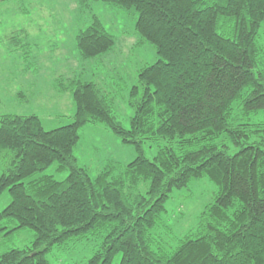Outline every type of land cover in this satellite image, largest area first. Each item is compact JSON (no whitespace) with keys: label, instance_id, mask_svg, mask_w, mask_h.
I'll list each match as a JSON object with an SVG mask.
<instances>
[{"label":"trees","instance_id":"16d2710c","mask_svg":"<svg viewBox=\"0 0 264 264\" xmlns=\"http://www.w3.org/2000/svg\"><path fill=\"white\" fill-rule=\"evenodd\" d=\"M99 1L135 10L136 46L151 43L160 60L142 68L129 91V129L114 116L106 90L78 77L60 83L75 105L69 125L46 130L36 114H0V197L11 196L0 211V237L35 233L30 245L0 252V264H50L55 247L90 236L103 243L87 264H113L118 254L120 264H264V136L255 139L264 122L251 117L264 111V0L80 3ZM115 43L96 16L76 36L82 60ZM88 125L134 146L136 159L111 160L92 179L75 155ZM147 145L158 148L153 159ZM55 163L58 173L68 172L64 181L42 175L25 182ZM204 177L219 189L214 201L168 251L165 205L174 190Z\"/></svg>","mask_w":264,"mask_h":264},{"label":"rangeland","instance_id":"374dc122","mask_svg":"<svg viewBox=\"0 0 264 264\" xmlns=\"http://www.w3.org/2000/svg\"><path fill=\"white\" fill-rule=\"evenodd\" d=\"M94 16L114 36L116 43L107 54L82 60L76 46V35L79 30L90 26ZM137 18L135 10L122 11L101 1L87 7H83L80 0H9L1 3L0 114H36L46 130L69 125L75 112L71 93H63L64 97L56 101L50 100V96L54 93H57L56 97L60 95L62 80L67 85L68 81L78 77L103 84L105 93L113 101L114 116L129 129L134 114L127 104L129 91L136 84L139 71L160 60L151 43L136 46L140 39L135 30ZM23 33L28 35L30 43L38 46L22 50L18 40L22 39ZM25 90L30 91L27 101L17 96L18 91ZM251 117L252 122H264V111H258ZM263 136L264 133L255 139ZM157 150V146L147 145V157L153 159ZM228 150L234 154L238 148L230 144ZM75 155L80 165L95 179L109 161L127 165L136 159L137 152L134 146L123 144L105 126L88 125L80 130ZM57 168L55 163L44 173L25 182L42 175L64 181L68 172L58 173ZM148 188L149 182H146L138 190L145 194ZM218 190L216 184L204 177L193 179L188 187L172 192L162 215V236L168 251L177 247L179 239L197 228L200 214L213 203ZM10 199L9 192L5 191L0 197V211L9 205ZM34 235L32 230H24L10 237L1 236L0 252L26 247L33 242ZM102 243V236H90L68 246L55 247L48 254V260L50 264H87ZM121 257L118 254L113 264H120Z\"/></svg>","mask_w":264,"mask_h":264},{"label":"crops","instance_id":"0c3cea01","mask_svg":"<svg viewBox=\"0 0 264 264\" xmlns=\"http://www.w3.org/2000/svg\"><path fill=\"white\" fill-rule=\"evenodd\" d=\"M80 31V30H79ZM77 36V35H76ZM14 40V39H13ZM21 41V42H20ZM14 42V41H13ZM18 45H20V47L22 48V50H25L26 48H28V47H33V49L34 48H36L38 45L36 44V43H30L29 42V38H28V35L27 34H25V33H23V37H22V39H20L19 38V40H18ZM76 46H77V44H76ZM24 47V48H23ZM26 47V48H25ZM33 49H32V51H33ZM78 50V49H77ZM27 53H28V51H26ZM78 53H79V51H78ZM80 55V54H79ZM24 58H25V56H24ZM81 58V57H80ZM25 60H26V58H25ZM69 83V82H68ZM96 83H97V81H96ZM100 86H101V88H104V86H103V84L102 83H100ZM62 89V88H61ZM104 90H105V88H104ZM67 93L68 91H66L65 90V88L63 89V91L61 90L60 91V95H58V97H56L57 96V93H54L53 94V96H50V100H52V101H56L57 100V98H63L64 97V95L65 94H63V93ZM69 92L71 93V91L69 90ZM27 95H30V91L28 92V90H25V92L24 91H18L17 92V96L18 97H20L21 99H23V100H28L27 98H28V96ZM73 99V98H72ZM78 146V145H77ZM77 148V147H76ZM79 160V159H78ZM80 163V162H79ZM10 201H11V199H10ZM10 201H9V203H10ZM8 203V204H9ZM7 204V205H8ZM6 226H8V227H13V223H11V222H8V223H6ZM21 232H23V231H21Z\"/></svg>","mask_w":264,"mask_h":264}]
</instances>
